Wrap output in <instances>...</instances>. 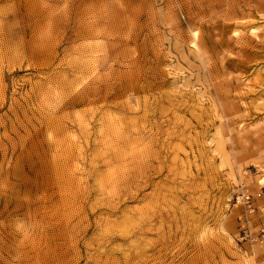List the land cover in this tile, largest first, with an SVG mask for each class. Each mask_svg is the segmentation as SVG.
<instances>
[{"label": "rangeland", "instance_id": "obj_1", "mask_svg": "<svg viewBox=\"0 0 264 264\" xmlns=\"http://www.w3.org/2000/svg\"><path fill=\"white\" fill-rule=\"evenodd\" d=\"M0 264H264V0H0Z\"/></svg>", "mask_w": 264, "mask_h": 264}, {"label": "bare ground", "instance_id": "obj_2", "mask_svg": "<svg viewBox=\"0 0 264 264\" xmlns=\"http://www.w3.org/2000/svg\"><path fill=\"white\" fill-rule=\"evenodd\" d=\"M94 70H96V71H97V69H94ZM246 126H247V125H246ZM246 126H244V128H245Z\"/></svg>", "mask_w": 264, "mask_h": 264}]
</instances>
